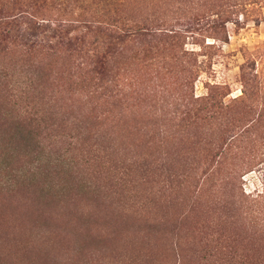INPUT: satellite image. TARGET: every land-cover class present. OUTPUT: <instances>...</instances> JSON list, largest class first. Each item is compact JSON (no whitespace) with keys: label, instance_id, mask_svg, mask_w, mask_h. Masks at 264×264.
Returning a JSON list of instances; mask_svg holds the SVG:
<instances>
[{"label":"rangeland","instance_id":"374dc122","mask_svg":"<svg viewBox=\"0 0 264 264\" xmlns=\"http://www.w3.org/2000/svg\"><path fill=\"white\" fill-rule=\"evenodd\" d=\"M120 4L140 32L91 87L85 50L0 57V264H264V0ZM57 9L20 34L56 41Z\"/></svg>","mask_w":264,"mask_h":264},{"label":"trees","instance_id":"16d2710c","mask_svg":"<svg viewBox=\"0 0 264 264\" xmlns=\"http://www.w3.org/2000/svg\"><path fill=\"white\" fill-rule=\"evenodd\" d=\"M121 0H0V12L1 10L12 9L18 11L17 14L10 17L0 19V57L13 52L17 58L19 55H26L28 58L35 57L36 52L41 54L43 60H48L44 63L45 66H52V58H57L59 54L71 56L75 53H82L85 50V55L88 60L87 67L83 70L87 72V75L81 73H72L68 75L73 85L81 87L83 84H88L91 87L96 84V81L107 75L106 72L109 68V63L112 62V53L109 45L102 43V36L114 37L115 33H121L123 36H129L131 30L140 32L137 22L132 21L125 17L121 9ZM54 4L58 6V13H60V19L52 21V26L45 35L51 41L56 40L53 43L45 44V41H37L35 36L32 38L27 37L20 32H25L20 28L19 19L22 17V13H29L32 15L48 10ZM35 17V16H34ZM85 21L83 26L84 32H80L75 36H68L67 27L71 21ZM66 22V23H64ZM132 23H135L132 26ZM68 24V25H67ZM29 29H32L28 27ZM66 28V29H65ZM43 33V32H42ZM45 40V39H43ZM44 43V44H43ZM48 68V70L50 69ZM70 76V77H69ZM72 76V79H71ZM91 112H87L86 120L84 121V130L92 132L94 130L93 121L90 122L87 119ZM15 127L13 132L9 134L10 138L21 137L23 141H29L31 139V131L24 130L19 125ZM3 201H0V205ZM8 208L9 204H6ZM29 211V210H28ZM38 217H42L44 223L47 224V234L49 240L52 238V234L59 235V229L63 228L62 219L60 223V216H58L52 209L39 210ZM27 210L25 211V213ZM21 214V213H20ZM23 215V214H22ZM96 231V230H95ZM49 232V233H48ZM88 231L86 234H89ZM51 236V238H49Z\"/></svg>","mask_w":264,"mask_h":264}]
</instances>
